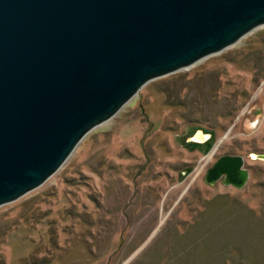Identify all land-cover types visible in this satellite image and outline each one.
<instances>
[{
	"label": "rangeland",
	"instance_id": "1",
	"mask_svg": "<svg viewBox=\"0 0 264 264\" xmlns=\"http://www.w3.org/2000/svg\"><path fill=\"white\" fill-rule=\"evenodd\" d=\"M239 42L149 82L0 206V264H264V27ZM223 155L244 188L205 182Z\"/></svg>",
	"mask_w": 264,
	"mask_h": 264
},
{
	"label": "water",
	"instance_id": "2",
	"mask_svg": "<svg viewBox=\"0 0 264 264\" xmlns=\"http://www.w3.org/2000/svg\"><path fill=\"white\" fill-rule=\"evenodd\" d=\"M262 27L264 0H0V206L43 185L149 82ZM198 135L188 144L210 139ZM248 179L236 155L205 176Z\"/></svg>",
	"mask_w": 264,
	"mask_h": 264
},
{
	"label": "bare ground",
	"instance_id": "3",
	"mask_svg": "<svg viewBox=\"0 0 264 264\" xmlns=\"http://www.w3.org/2000/svg\"><path fill=\"white\" fill-rule=\"evenodd\" d=\"M241 40H242V39H241ZM241 40H240V42H241ZM240 42H239V43H240Z\"/></svg>",
	"mask_w": 264,
	"mask_h": 264
}]
</instances>
